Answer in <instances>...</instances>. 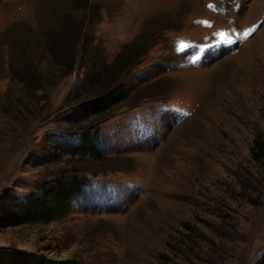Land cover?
Returning <instances> with one entry per match:
<instances>
[{"label":"rangeland","instance_id":"374dc122","mask_svg":"<svg viewBox=\"0 0 264 264\" xmlns=\"http://www.w3.org/2000/svg\"><path fill=\"white\" fill-rule=\"evenodd\" d=\"M225 30L237 45L217 42ZM205 45L221 54L195 63ZM110 87L125 98L77 119ZM85 132L94 152L81 154ZM255 140L264 0H0V197L84 178L50 219L0 228V247L81 264H253Z\"/></svg>","mask_w":264,"mask_h":264},{"label":"trees","instance_id":"16d2710c","mask_svg":"<svg viewBox=\"0 0 264 264\" xmlns=\"http://www.w3.org/2000/svg\"><path fill=\"white\" fill-rule=\"evenodd\" d=\"M125 98V94L111 87L99 92L87 94L84 109L77 119L98 117L111 111L113 106ZM93 126H90L92 128ZM85 131H89V129ZM81 154L94 152V143L85 132L83 138L75 146ZM252 157L264 164V142L255 140L252 146ZM84 178L77 173L64 175L42 186L39 193L21 198L16 194L5 193L0 197V228L23 225L30 222L48 220L59 210L68 206L71 199L81 192ZM0 264H81L76 259L55 260L43 254L27 252L13 248L0 247ZM264 264V253L253 263Z\"/></svg>","mask_w":264,"mask_h":264},{"label":"snow or ice","instance_id":"6c2138e0","mask_svg":"<svg viewBox=\"0 0 264 264\" xmlns=\"http://www.w3.org/2000/svg\"><path fill=\"white\" fill-rule=\"evenodd\" d=\"M209 7H213V5H209ZM203 23L208 24L207 21H205ZM258 26L259 25H253L251 28L245 29L243 32L244 38L251 36L256 31ZM217 35L223 36V35H225V33L223 31H221L220 33H217ZM230 42H232V41H230Z\"/></svg>","mask_w":264,"mask_h":264},{"label":"bare ground","instance_id":"6f19581e","mask_svg":"<svg viewBox=\"0 0 264 264\" xmlns=\"http://www.w3.org/2000/svg\"><path fill=\"white\" fill-rule=\"evenodd\" d=\"M247 40H248V38H247Z\"/></svg>","mask_w":264,"mask_h":264}]
</instances>
